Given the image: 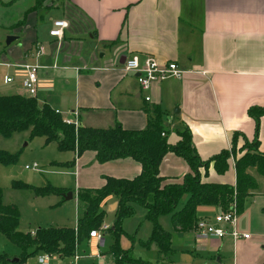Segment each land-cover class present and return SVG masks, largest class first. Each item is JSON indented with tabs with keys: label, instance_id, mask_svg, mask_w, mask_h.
<instances>
[{
	"label": "crops",
	"instance_id": "0c3cea01",
	"mask_svg": "<svg viewBox=\"0 0 264 264\" xmlns=\"http://www.w3.org/2000/svg\"><path fill=\"white\" fill-rule=\"evenodd\" d=\"M58 19L67 22L60 39L49 35ZM0 27L16 37L0 51V94H25L19 85L24 74L20 65L31 63L40 66L34 96L38 104H48L83 126L120 124L126 129H142L147 123L146 109L158 105L163 123L170 127L166 128L168 142L176 143V130L187 127L202 159L229 149L235 131L248 140L256 135L247 109L264 104V0H47L38 8L34 0H0ZM122 55H136L140 62L147 56L160 63L175 61L183 74L154 82L143 91L135 74L122 69ZM5 76L12 81L5 83ZM257 137L258 150L264 152V116L259 119ZM73 158V168L63 166L60 173L65 178L58 185L67 188L68 177L77 188L75 194L80 188L100 187L106 175L130 178L140 170L139 163L129 157L99 163L90 150L78 157L69 151L62 159ZM159 170L167 182H179L189 168L181 157L169 152ZM249 173L256 186L236 221L237 230L248 238L202 239L195 228L182 231L171 226L166 230L171 236L168 254H160L150 244L146 248L156 249L152 252L155 258L129 253L142 262L128 263L264 264V177L254 167ZM203 179L233 185V156L224 173H216L210 165ZM113 204L116 201L110 196L104 206L113 212ZM219 210L199 206L197 216L211 219ZM131 235L135 237V233ZM102 243L103 237L99 242L89 241L94 250L86 256L101 255L98 247Z\"/></svg>",
	"mask_w": 264,
	"mask_h": 264
},
{
	"label": "trees",
	"instance_id": "16d2710c",
	"mask_svg": "<svg viewBox=\"0 0 264 264\" xmlns=\"http://www.w3.org/2000/svg\"><path fill=\"white\" fill-rule=\"evenodd\" d=\"M47 0H34L35 7H40ZM53 1V0H48ZM147 123L142 129H126L115 124L108 128H95L78 125V121L66 122L61 114L48 104H38L35 97L25 94H0V136L9 138L16 132L28 130L29 137H43L44 142H54L60 151H72L80 156L84 151L94 152L99 163L118 158H132L140 165L139 172L130 178L106 175L100 187L80 188L76 194L82 205V214L71 227H38L34 232L18 230L19 213L15 206L2 201L0 187V234L18 249L17 261H12L7 253L0 252V264H23L35 253H48L57 258L74 256L78 244L88 239L89 233L104 223L108 197H113L116 207L113 219L103 232L112 242L106 251L112 264H127L132 259L131 249L119 245L121 235L132 238L122 227L125 218L134 213V206L145 210L144 219L151 223L150 234L143 247L154 244L164 256L170 251V232L158 222L161 215H169L173 229L191 230L200 219L197 216L199 206H213L226 210L235 202L237 212L243 209L245 199L256 182L249 173L250 168L264 177V152L258 150V123L264 116L263 105H251L247 109L256 125V135L248 140L244 134L235 131L232 134L229 149H222L207 159H202L192 145L191 133L187 127L176 130L179 140L170 144L163 126L162 111L158 105L146 109ZM164 135H161V133ZM242 144L238 145V138ZM181 157L189 170L179 182H167L160 174V163L167 153ZM237 153H240L237 156ZM234 158L235 182H209L203 179L208 167L222 174L228 168V158ZM75 158V157H74ZM59 163L62 166L74 164V160ZM17 154L0 149V163H13ZM15 189L30 190L34 196L62 195L65 189L46 184L33 186L21 180H13Z\"/></svg>",
	"mask_w": 264,
	"mask_h": 264
},
{
	"label": "rangeland",
	"instance_id": "374dc122",
	"mask_svg": "<svg viewBox=\"0 0 264 264\" xmlns=\"http://www.w3.org/2000/svg\"><path fill=\"white\" fill-rule=\"evenodd\" d=\"M6 33V28L0 27V51L6 47L5 39L8 36ZM0 63H3L1 59ZM1 82L2 76L0 75ZM63 118L74 123L76 122L70 117ZM163 126L164 128L169 127L165 122ZM43 141L44 139L40 136L29 137L28 130L16 132L9 138L0 136V149L17 154L15 162L8 164L0 163V187L2 201L13 203L14 206L16 205L19 213L18 230L21 232H31L38 227H71L76 224L77 218L82 214L81 202L75 194L77 188L73 186V183L68 181V177L66 179L67 188H65V193L72 191L73 197L62 202H58V200H61V196L58 195L50 194L34 199L33 193L30 190L12 187L13 180H22L33 186H43L42 182H44V185L50 184L61 187L58 184L65 178L60 173L64 170V167L58 164L66 162L62 158L65 154H69V151H60L54 142L45 145ZM25 165H27L26 168ZM71 167L73 168L72 165H69V168ZM134 207L133 215L123 220L122 227L129 234L135 233V237L132 242V238L121 235L119 245L122 248L131 249V256L144 257L146 255L154 257L152 252L156 251V249L153 246L146 248L140 245V242L146 240L148 237L151 223L144 219V208L139 205H135ZM105 209L104 223L107 224L111 221L112 212L108 211L107 208ZM158 222L163 229L171 230L172 224L169 215L159 216ZM88 242L85 240L81 244H78L75 251L78 254L77 256H79L77 260L73 256H68L58 262L56 257H50L47 264H97L99 260L97 256H86L94 250V245L88 244ZM111 242V237L108 234H104L103 243L98 247V251L102 253L101 258L106 262H109L111 259L110 264H112V258L106 251ZM0 252H5L9 257L15 258L19 254V249L0 234ZM37 255L38 253H35L30 256L28 261L35 263Z\"/></svg>",
	"mask_w": 264,
	"mask_h": 264
},
{
	"label": "built area",
	"instance_id": "2783aa9c",
	"mask_svg": "<svg viewBox=\"0 0 264 264\" xmlns=\"http://www.w3.org/2000/svg\"><path fill=\"white\" fill-rule=\"evenodd\" d=\"M67 27V22L63 19L53 21V28L49 30V35L60 39L63 34V29ZM3 64V63H0ZM7 64V63H4ZM21 68L24 74L19 77V85L24 90L25 95L34 97L37 90V71L40 68L37 64L22 63ZM122 69L126 72H132L136 76V81L141 90L147 91L150 89L152 83L162 81L168 77L180 78L183 70L175 61H168L160 63L155 57L147 56L142 62L139 61L136 55L125 57L121 63ZM55 67V65H53ZM12 78L5 76L4 82H11ZM146 101L150 100L149 95H145ZM56 112H58L56 110ZM66 122L69 120L64 119ZM161 135H164L162 132ZM27 167V166H25ZM237 210L235 202L230 204L226 210L217 211L211 219L205 217L200 218L195 224V232L198 238H221L229 235L234 241L239 238H248L247 233H240L236 228ZM109 225L102 223L101 226L95 230L90 231L88 241L96 240L99 242L103 237V232ZM50 257H55L48 253H42L36 256L35 263L24 262L23 264H47ZM98 264H107L101 262V255L98 254ZM73 258L76 260L77 255ZM204 264H216L212 261H207Z\"/></svg>",
	"mask_w": 264,
	"mask_h": 264
},
{
	"label": "water",
	"instance_id": "95a60500",
	"mask_svg": "<svg viewBox=\"0 0 264 264\" xmlns=\"http://www.w3.org/2000/svg\"><path fill=\"white\" fill-rule=\"evenodd\" d=\"M14 39H16L15 36H13V35H8V36L6 37V39H5V44H9V43H11ZM124 59H125V55H122L121 58H120V60H119V63H122V62L124 61ZM78 125L80 126L81 123L79 122ZM62 197H63L64 200H69V199L72 198V192H71V191H68V192L64 193V194L62 195ZM112 206H113V208H114V207L116 206V204H113ZM17 260H18L17 257H15V258L12 259V261H17Z\"/></svg>",
	"mask_w": 264,
	"mask_h": 264
}]
</instances>
